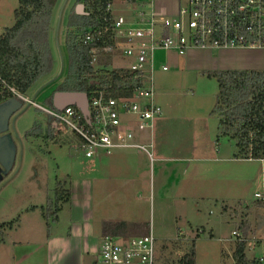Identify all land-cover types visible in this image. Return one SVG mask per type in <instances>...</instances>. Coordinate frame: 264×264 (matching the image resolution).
<instances>
[{
  "label": "rangeland",
  "instance_id": "obj_1",
  "mask_svg": "<svg viewBox=\"0 0 264 264\" xmlns=\"http://www.w3.org/2000/svg\"><path fill=\"white\" fill-rule=\"evenodd\" d=\"M118 3L121 2L116 0L113 5L114 11L119 7L114 13L115 16L127 17L133 13V7L125 3H121V6ZM152 4V9L159 14L172 12L175 16L178 12L177 0H152ZM18 5L19 0H0V36L14 26V12ZM79 5L76 0H59L55 8L51 34L54 68L52 73L26 96L30 100L34 99L39 107L49 109L44 103L45 99L65 79L67 54L64 42L67 17L72 9L77 11ZM228 51H231V55L240 57L256 55V52H244L247 49ZM114 56V66H121L123 58H120L119 53ZM155 60L156 103L170 118L167 139L163 140L164 146L177 156L181 152L191 155L192 147L196 144L204 146L210 152H214V149L223 150L225 156L230 152L233 158L236 153L235 143L228 138H218L219 118L213 114V110L219 85L215 78L207 74L214 72L211 65L200 60L198 63H190L193 59H189V55L179 56L163 52L156 53ZM123 62V66H126L129 60ZM166 62L170 70L163 72L161 66ZM121 118L122 121L128 122L130 129L136 134H141L136 129L134 116ZM51 124L52 121L46 112L26 103L11 120L10 132L17 145V158L12 172L0 184V237L4 239L0 243V264H8L9 258L6 257L2 244L7 243L9 234L14 229L19 232L18 237L24 240V237L38 231V223L42 224L45 232L54 226L55 217L52 216L49 218L48 227L42 206L47 196L55 197L58 183L56 180L63 178V174L67 173L73 177L75 170H81L82 164H89L90 160L84 157L76 137L72 134L65 130H56L61 143L56 144L50 140ZM236 169L240 170L241 183L232 200L205 201L199 203L198 208L196 201L175 204L172 199L167 201L168 205L160 204L157 195L155 206L153 202L154 207L151 208L148 204L144 207L147 216L152 217V223L155 222L156 264H178L186 250L185 244L192 241L184 234L188 232L194 235L195 232L198 233V228L206 231L195 241L197 264H235L230 254L233 249L231 244L236 242L232 237L235 230L245 239L249 257L256 259L263 255L264 206L257 205L255 195H264V161L242 160L240 164H236ZM61 183L65 189L71 190L70 179L61 180ZM62 204L64 203L60 206ZM117 211L120 214L121 211ZM10 223L15 224L13 230L3 228L5 224ZM212 229L214 239L210 237ZM178 233L180 236L175 243L172 239L177 238ZM1 251L4 252L2 256ZM87 264H91V260Z\"/></svg>",
  "mask_w": 264,
  "mask_h": 264
},
{
  "label": "crops",
  "instance_id": "obj_2",
  "mask_svg": "<svg viewBox=\"0 0 264 264\" xmlns=\"http://www.w3.org/2000/svg\"><path fill=\"white\" fill-rule=\"evenodd\" d=\"M118 8L115 11L113 8V13ZM230 52L192 50L186 56L193 59L190 63H198V60L207 62L213 71H264L263 50L244 51L256 52V55L246 57L231 55ZM169 121L170 118L162 111L153 134V161L138 150H118L112 155L100 154L88 165L82 164L81 170H75L73 177L67 173L56 180L57 183L70 179L69 202L60 206L54 215V226L48 231H43L42 224L38 223V231L27 235L24 240L18 237L16 229L9 234L7 243L2 244L9 258L8 264H87L89 260L92 264L106 236L118 240L143 237L151 232L155 236V222L152 223V217L147 216L144 207L147 204L154 207L157 195L160 204L168 205L167 201L172 199L175 204L196 201L198 208L201 202L234 199L241 183V173L236 164L242 160L232 158L230 152L225 156L223 150L210 152L196 144L191 155H186L187 152L178 156L170 153L163 144L167 139ZM148 136L137 135V142L148 143L151 137ZM73 158L74 154L71 155ZM48 198L53 199L51 195L47 196L43 208ZM197 231L205 234L206 230L198 228ZM179 233L172 239L174 242ZM191 234L186 232L184 236L192 241L200 237L196 232ZM210 237L215 238L214 229ZM235 243L231 244L233 249L230 251L233 259ZM3 253L1 251V256ZM263 256L264 252L256 259Z\"/></svg>",
  "mask_w": 264,
  "mask_h": 264
},
{
  "label": "built area",
  "instance_id": "obj_3",
  "mask_svg": "<svg viewBox=\"0 0 264 264\" xmlns=\"http://www.w3.org/2000/svg\"><path fill=\"white\" fill-rule=\"evenodd\" d=\"M117 1L133 7L134 14L115 16V2L109 3L106 11L112 13V21L106 20L105 27L87 32L83 45L89 48L93 64L100 54L119 53L120 58L129 60L125 67L137 83L132 96L115 99L97 93L88 97L89 116L86 117L75 106L62 111L49 110L11 90L23 103H31L52 117L56 130H65L76 137L78 147L88 160L100 154L112 155L118 150H138L153 161V134L162 116V109L156 103V53L186 56L192 50L264 51V0H177L175 16L154 11L152 0ZM106 37L114 39L116 44L101 49ZM161 68L163 72L169 71L166 63ZM122 116H134L137 131L151 136L149 142H137L138 134L130 129L128 122L122 121ZM255 197L264 202V195L258 193ZM232 237L236 242L245 243L239 232H233ZM156 259V238L151 232L128 240L106 236L92 264H156Z\"/></svg>",
  "mask_w": 264,
  "mask_h": 264
},
{
  "label": "trees",
  "instance_id": "obj_4",
  "mask_svg": "<svg viewBox=\"0 0 264 264\" xmlns=\"http://www.w3.org/2000/svg\"><path fill=\"white\" fill-rule=\"evenodd\" d=\"M76 2L84 6L85 14H78L75 9L68 13L64 42L66 76L45 99L49 110H55V93H82L89 98L103 93L107 98L121 99L132 96L137 86L134 76L125 66H114V54H100L97 63L93 64L89 48L83 45L87 32L105 27L106 20L112 21L113 15L106 11V7L115 0ZM132 2L136 3V0ZM58 3L59 0H19L14 12V26L0 36V105L16 98L11 89L27 96L52 73L51 34ZM115 44L114 39L106 37L100 48ZM207 74L215 78L219 85L213 110V114L219 118L218 138H228L235 143L234 159L264 161V71H214ZM49 118L52 121L49 138L60 144L61 138L55 133V120ZM55 193V197L48 198L46 206L42 208L48 227L49 218L58 212L60 204L69 202L71 198L70 190L65 189L61 182L57 183ZM261 204L264 206V202L257 201V205ZM14 225L5 224L3 228L13 230ZM198 235H201L199 231ZM3 241V237H0V243ZM236 244L235 264H264V256L255 259L247 255L246 243ZM195 245V240L185 244L186 250L178 264H197Z\"/></svg>",
  "mask_w": 264,
  "mask_h": 264
},
{
  "label": "water",
  "instance_id": "obj_5",
  "mask_svg": "<svg viewBox=\"0 0 264 264\" xmlns=\"http://www.w3.org/2000/svg\"><path fill=\"white\" fill-rule=\"evenodd\" d=\"M84 6L79 5L78 14H83ZM34 102V99H32ZM54 108L62 111L66 107H77L86 117L89 116L88 95L82 93H55ZM28 105H32L31 103ZM24 108V103L17 98L0 105V184L13 170L17 158V145L10 132L12 118ZM19 139V136L15 134Z\"/></svg>",
  "mask_w": 264,
  "mask_h": 264
}]
</instances>
